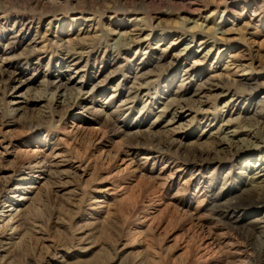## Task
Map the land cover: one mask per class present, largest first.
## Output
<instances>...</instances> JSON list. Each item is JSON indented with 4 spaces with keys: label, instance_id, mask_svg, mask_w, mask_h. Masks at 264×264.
Wrapping results in <instances>:
<instances>
[{
    "label": "rangeland",
    "instance_id": "374dc122",
    "mask_svg": "<svg viewBox=\"0 0 264 264\" xmlns=\"http://www.w3.org/2000/svg\"><path fill=\"white\" fill-rule=\"evenodd\" d=\"M263 125L264 0H0V217L30 150L62 162L0 222V264L260 263L212 208L264 214V143H219Z\"/></svg>",
    "mask_w": 264,
    "mask_h": 264
},
{
    "label": "bare ground",
    "instance_id": "6f19581e",
    "mask_svg": "<svg viewBox=\"0 0 264 264\" xmlns=\"http://www.w3.org/2000/svg\"><path fill=\"white\" fill-rule=\"evenodd\" d=\"M23 81L24 80H19V83L22 84ZM67 81L68 80L59 81L56 84L57 88L58 89L65 88L67 86ZM56 86L54 85L53 88H56ZM12 103L16 105V107L14 108L15 111H21L23 109V104H19V102H12ZM169 124H171V122ZM262 128L264 129V125ZM78 129H79V127L74 126L73 123L71 124V130L74 131V130H78ZM234 131L235 130H231L229 127L224 129V131H223L224 134H223V136H221L219 138V143H223L225 146L224 147L220 146L221 147L220 152H226L228 149V148H226V144H230V143H234V148H236V149L241 148L242 145L246 146V147H244L245 151H247L248 148H252V149L258 148L259 144L264 143L262 141L259 142V141L254 140V137L252 136L253 133L251 136L249 135L250 136L249 138H246L247 137L246 135H243V136L239 135L237 137H232V135L234 134ZM262 137L264 138V134L262 135ZM245 142H247V144H245ZM24 151H27V150H24ZM27 152H29V151H27ZM30 152H29L31 154L30 158L28 156L29 159L25 161L24 165L19 170L17 177L14 178V181L17 185L12 187V189L9 188V190H11L13 192L14 191H21V194L16 199L12 198L13 200L11 198L10 199H6V197L4 198L5 199L4 201L9 202L8 209L6 210V211H9V213L6 214L5 217H3L4 216L3 214H2V218L0 217L1 218L0 222H2V224L5 225V227L8 224V222L10 221L9 219H12L13 216H15L16 214H18V212L23 210V208L25 207V204L31 198L29 194L31 192H33L34 190L39 189V185L42 182V180L46 178V175L48 173L54 172L53 170L55 168H61L62 167L61 166L62 162H60V160L57 158L58 157L57 153H55L54 155H51L49 153L44 154L43 151L42 152L38 151V153H36V155H35V154H33L35 152L34 150H30ZM51 152L53 153V151H51ZM135 156H136V154H135ZM133 159H134V152H132V151L128 152L127 151L125 153V158L120 159V161L122 164L126 163L127 161H128V163H133ZM258 160H261V164L258 165L256 163V165H254V168H253L254 172L251 175V177H249V178L255 177V180L257 179L253 186L259 188V190H257V192H258V195H260V194H263V192H264V180L263 179L258 180V179H260L264 174L263 173L264 172V158L260 157V159H258ZM32 171H36L37 173L36 174H29V172L31 173ZM27 179L30 180L29 183L26 182ZM26 183H28V184H26ZM109 189H112V188L106 187L104 189H101L100 192L103 193L104 195H106V192L109 191ZM238 195H240V194H238ZM238 195H232V197L228 196L229 198L227 197V199H221V201L217 202L216 205L212 208L213 213L217 217L218 216H221V217L225 216L229 220L228 223L230 224V227L232 229L241 228L244 230V229H250L251 228V229H253V231L255 230V233H254L255 240L258 244H260V248L258 251H259V253L263 254V260L258 264H264V214L260 217L250 219L248 222H246V224L239 225L238 224L239 216L233 215L235 213V210H237V208H241L243 205V203L238 200ZM103 201L98 200V202H94V203L102 210V208L104 206H102L100 204L103 203ZM243 209L244 208H241L242 211H243ZM106 210H105V212H106ZM250 214H252V213H250ZM6 217H9L7 219V221L5 220ZM9 238L10 237H4L2 243L6 245L8 243L7 240H9ZM211 239H212V241L207 239L210 244H212L214 242L213 241L214 239L213 238H211ZM226 242L229 243L228 241H226ZM206 246H208V245H206ZM6 248L7 247L5 246V249ZM48 264H56V263L48 262Z\"/></svg>",
    "mask_w": 264,
    "mask_h": 264
}]
</instances>
